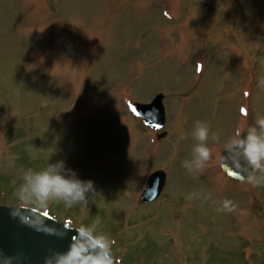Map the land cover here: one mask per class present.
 <instances>
[{"label": "rangeland", "instance_id": "374dc122", "mask_svg": "<svg viewBox=\"0 0 264 264\" xmlns=\"http://www.w3.org/2000/svg\"><path fill=\"white\" fill-rule=\"evenodd\" d=\"M260 79L264 0H0V203L95 224L119 264H264V183L218 162L264 116ZM159 92L167 134L154 142L132 103ZM197 121L210 156L189 172ZM57 160L94 182L87 204L21 200L25 170ZM156 168L165 192L145 206Z\"/></svg>", "mask_w": 264, "mask_h": 264}, {"label": "water", "instance_id": "95a60500", "mask_svg": "<svg viewBox=\"0 0 264 264\" xmlns=\"http://www.w3.org/2000/svg\"><path fill=\"white\" fill-rule=\"evenodd\" d=\"M163 98L160 93L151 103L135 104L144 121L156 129L165 124ZM220 161L225 173L236 181H245L253 172L236 146L224 151ZM165 182L163 170L152 173L142 202L155 200ZM73 244L78 245L79 264H113L104 246L80 229L30 207L0 205V264H44L47 255L64 252Z\"/></svg>", "mask_w": 264, "mask_h": 264}, {"label": "clouds", "instance_id": "9594fccd", "mask_svg": "<svg viewBox=\"0 0 264 264\" xmlns=\"http://www.w3.org/2000/svg\"><path fill=\"white\" fill-rule=\"evenodd\" d=\"M257 83L264 87V79ZM192 135L198 143L193 147L191 159L182 162V166L189 172L203 169L210 156V150L204 143L208 139L207 125L197 121ZM229 145L240 149L251 169L264 173V116H258L255 126H249L242 137L240 129H237L235 138L229 141ZM23 181L19 189L21 200L34 201L41 206L50 199L61 200L69 207L77 203L87 204L89 197L96 192L94 182L91 179H81L75 170L65 166L64 160L50 162L40 171L30 168L25 170ZM246 181L256 186L264 183V175L249 174ZM234 207L231 201L224 200L218 210L230 212ZM95 227V224L90 228L82 227L81 232L90 233ZM98 238L106 239L103 235H98ZM77 248L78 245L73 244L64 252H52L44 258V264H79L80 253Z\"/></svg>", "mask_w": 264, "mask_h": 264}, {"label": "trees", "instance_id": "16d2710c", "mask_svg": "<svg viewBox=\"0 0 264 264\" xmlns=\"http://www.w3.org/2000/svg\"><path fill=\"white\" fill-rule=\"evenodd\" d=\"M22 148V147H21ZM22 153L24 154L25 153V151H24V148L22 149ZM13 202H11V203H9V204H21L18 200L16 201H14V200H12Z\"/></svg>", "mask_w": 264, "mask_h": 264}]
</instances>
